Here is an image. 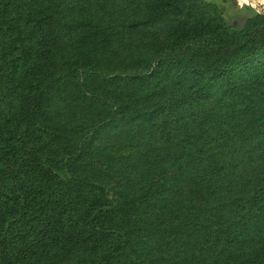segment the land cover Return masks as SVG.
I'll use <instances>...</instances> for the list:
<instances>
[{
  "label": "trees",
  "instance_id": "obj_1",
  "mask_svg": "<svg viewBox=\"0 0 264 264\" xmlns=\"http://www.w3.org/2000/svg\"><path fill=\"white\" fill-rule=\"evenodd\" d=\"M263 153L264 10L0 0V264H264Z\"/></svg>",
  "mask_w": 264,
  "mask_h": 264
},
{
  "label": "rangeland",
  "instance_id": "obj_2",
  "mask_svg": "<svg viewBox=\"0 0 264 264\" xmlns=\"http://www.w3.org/2000/svg\"><path fill=\"white\" fill-rule=\"evenodd\" d=\"M217 4V6L222 10V12L226 16H232L235 14L238 7L246 3L248 5H251L257 10H264V0H212ZM103 17H107V14L104 13ZM133 123L129 124H123L119 127H116L115 129L109 131L106 136H104L101 140H99V145L103 146L105 150L109 151L110 153H113L116 157L119 154H123L135 141L133 140V137H135V133L131 135L130 128L132 127ZM129 135L131 138H129ZM128 138L130 140H128ZM122 140H125L128 142V145L125 144L123 147ZM241 153L236 157L237 165L240 166L241 162H249L254 161L255 158L257 160V157L252 156L251 159L247 155L240 156ZM264 155V153H263ZM249 159V161H248Z\"/></svg>",
  "mask_w": 264,
  "mask_h": 264
}]
</instances>
